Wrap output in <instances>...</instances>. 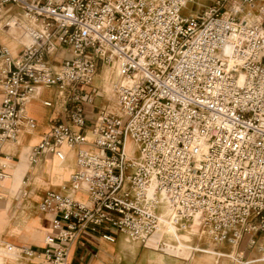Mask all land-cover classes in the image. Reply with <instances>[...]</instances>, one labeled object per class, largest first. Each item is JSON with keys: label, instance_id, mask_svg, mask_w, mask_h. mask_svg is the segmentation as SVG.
I'll return each mask as SVG.
<instances>
[{"label": "built area", "instance_id": "obj_1", "mask_svg": "<svg viewBox=\"0 0 264 264\" xmlns=\"http://www.w3.org/2000/svg\"><path fill=\"white\" fill-rule=\"evenodd\" d=\"M15 26L29 44L12 54L0 41V182L4 145L35 129L26 105L39 90L64 121L28 164L62 162V146L74 155L67 182L37 204L55 232L18 256L66 264L87 232L142 245L168 207L176 230L196 218L217 243L246 235L264 261V0H0V32ZM112 66L113 106L96 107V72Z\"/></svg>", "mask_w": 264, "mask_h": 264}, {"label": "crops", "instance_id": "obj_2", "mask_svg": "<svg viewBox=\"0 0 264 264\" xmlns=\"http://www.w3.org/2000/svg\"><path fill=\"white\" fill-rule=\"evenodd\" d=\"M7 32L10 37L15 39L7 46L10 51L12 50L16 54L18 47H20L18 41H22L26 37L24 33H16L13 30ZM96 82L93 87L96 86L94 88L97 89ZM44 90L46 89L39 90L26 105V114L33 119L35 129L30 133H20L17 145H9L7 148H3L4 152L10 155V160L5 170L7 177L0 182V264H47L39 256L32 259L18 256L16 254L17 247L41 248L44 246L45 235L55 232L49 216L41 214L37 210V204L46 191L59 192L60 186L68 180L65 177L68 176L70 170L72 173L74 169V155L69 156L73 152L67 151L65 147L62 148L64 153L62 162L47 154L35 165L30 166L28 164L27 156L31 147L36 145L49 131L52 123L64 121L59 109L46 108L42 105L43 101L51 100L41 98ZM47 91L53 94L52 90ZM99 94L97 92L95 97L96 104L99 100L98 104L103 105L99 107L107 106L110 100L106 99L104 95L102 98L100 96L102 94ZM104 101L107 103L104 104ZM85 112H90V109L86 108ZM23 180H26V185L23 188L26 192L24 196L21 193V181ZM13 195L17 196L14 198L16 203L22 202L21 211H10L9 201L4 197ZM74 197L84 199L79 194L74 195ZM163 229L165 228L163 227ZM175 229V225L170 226L168 235H174ZM189 232L192 234L195 230L190 229ZM174 241L176 243L171 244L159 232L147 244L142 245L136 242L135 244L119 234L115 235L113 242H108L101 239L98 234L87 232L69 244L66 264H181V261L175 260V257H179L187 250L191 251V245L186 243L188 237L181 239L177 232ZM244 242L239 241L235 253L237 251L238 253L242 252L240 249L244 246ZM247 255L244 256L243 254V258H246ZM220 257L223 256L211 252L200 256L192 264H222V260L219 262ZM225 259H228L232 264H243L242 260L235 261L232 256Z\"/></svg>", "mask_w": 264, "mask_h": 264}, {"label": "rangeland", "instance_id": "obj_3", "mask_svg": "<svg viewBox=\"0 0 264 264\" xmlns=\"http://www.w3.org/2000/svg\"><path fill=\"white\" fill-rule=\"evenodd\" d=\"M197 9V5H188L183 11H182V15H187L188 12L192 11V10H196ZM14 16V15H13ZM16 17V16H15ZM9 30H13L16 33H24L26 39L22 40V41H18L20 43V45H28L29 44V40L28 37L26 35V33L24 31H22V28L20 27H14L11 28ZM9 30L6 31H1L0 32V41L5 44L6 46L9 45V43L13 42L15 39H13L12 37H10L8 35ZM8 39H10V41H8ZM8 47V46H7ZM21 47H18V51L20 50ZM11 53L12 50H11ZM64 53V54H63ZM14 54V53H13ZM64 57H66V52L61 51L58 52L57 54H55L54 59L57 61H60L61 59H63ZM104 69V68H103ZM98 69L96 72V83L98 85L97 89L99 90V92H102V96L104 95L106 99H114L113 98V92L111 90V84L114 83L117 80V73L115 71V69ZM106 71V72H105ZM114 72V73H113ZM113 75V76H112ZM103 77V78H102ZM107 77V78H106ZM95 80V79H94ZM111 82V83H110ZM94 84V82H93ZM41 98H46V99H52L53 98V94H51L50 91L44 90L42 92ZM96 99V98H95ZM94 99L95 102V106L99 107L101 106L100 104H98V102H100L99 100H97V104H96V100ZM107 101H104V104H106ZM109 106H113L112 102L110 101ZM103 106V105H102ZM127 152L129 156H132V153H130V148L131 145L130 143H127ZM67 150V149H66ZM73 155L72 153L69 154V156ZM66 179L68 178V176L65 177ZM9 201V206H10V211H21V205L22 202H17L14 200V198H17L16 195L13 196H8V197H4ZM161 214L162 222L159 228V232L162 233V236L164 238H166V240L170 241L171 244H175L176 242L174 241V239L176 238V232L179 235V237L181 239H184L186 237H188V241H186V243H188L189 245H191V251L187 250L186 252L182 253L181 255H179V257H175V260L179 259L181 261V264H192L195 260L199 259L200 256L202 255H207L211 252H214V254L223 256L220 257L219 262L222 260V264H232V262L228 261V259H225L226 257H234V253L238 248V245L236 247L230 246V245H226L225 243H217L214 240H212L210 237L206 236V235H202L200 236L198 233V226H197V221H192L191 225L188 226L187 228H185L184 230H176L175 234L172 236H169V228L170 226H172L173 224L169 221V218L167 216H169V209L163 208ZM163 227L165 229H163ZM190 229L195 230L194 233L190 234ZM183 236V237H182ZM247 238L246 235L242 236V238L239 241H245ZM239 243V242H238ZM212 246V247H211ZM214 247V248H213ZM243 248V249H242ZM240 250L242 251V254L247 255L246 258H243V264H264V261H261L258 259L257 255H255L252 251H248L245 248V243L244 246L242 247ZM16 257V255H15ZM218 262V263H219ZM236 264V263H234Z\"/></svg>", "mask_w": 264, "mask_h": 264}, {"label": "bare ground", "instance_id": "obj_4", "mask_svg": "<svg viewBox=\"0 0 264 264\" xmlns=\"http://www.w3.org/2000/svg\"><path fill=\"white\" fill-rule=\"evenodd\" d=\"M25 46H27V45H25ZM104 69H115V66H112V67H106V68H104ZM103 69V70H104ZM106 72V71H105ZM114 73V72H113ZM117 75V74H116ZM113 76V75H112ZM98 77V76H97ZM103 78V77H102ZM107 78V77H106ZM96 79L97 78H95V81H94V85H95V82H96ZM111 83V82H110ZM94 87H96V86H94ZM105 99V98H104ZM27 111V110H26ZM127 145L128 144H126V146H125V152L127 153V155H128V152H127ZM9 145H4V147L3 148H7ZM15 147V146H14ZM63 147H65V146H62L61 147V150H62V148ZM66 148V147H65ZM6 151V150H5ZM71 173V170L69 171V173H68V177H69V174ZM6 177L7 176H5V178L2 180V181H4L5 179H6ZM68 179V178H67ZM1 181V182H2ZM168 208V207H167ZM162 217H161V214H159V225H158V227L156 228V230L148 237V239H147V241H146V244L158 233V231H159V228H160V225H161V222H162ZM193 221H197V219L196 218H194L193 219ZM135 243V242H134ZM136 244V243H135ZM138 245V244H137Z\"/></svg>", "mask_w": 264, "mask_h": 264}]
</instances>
